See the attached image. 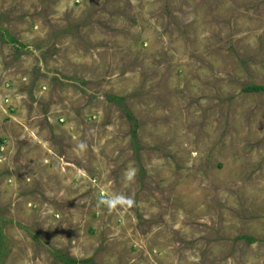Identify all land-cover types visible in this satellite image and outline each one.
Returning a JSON list of instances; mask_svg holds the SVG:
<instances>
[{
	"label": "rangeland",
	"instance_id": "374dc122",
	"mask_svg": "<svg viewBox=\"0 0 264 264\" xmlns=\"http://www.w3.org/2000/svg\"><path fill=\"white\" fill-rule=\"evenodd\" d=\"M250 84L264 0H0V264H264Z\"/></svg>",
	"mask_w": 264,
	"mask_h": 264
},
{
	"label": "clouds",
	"instance_id": "9594fccd",
	"mask_svg": "<svg viewBox=\"0 0 264 264\" xmlns=\"http://www.w3.org/2000/svg\"><path fill=\"white\" fill-rule=\"evenodd\" d=\"M78 147L81 151H86L87 144L84 142H81L78 145ZM134 176H135L134 171H129L125 173V177L130 183L133 181ZM97 203H98V206L100 205L105 206L108 212L111 213V212H115L123 208L131 209L135 205V197H134V193H130L128 195L117 194L111 197L101 195Z\"/></svg>",
	"mask_w": 264,
	"mask_h": 264
},
{
	"label": "trees",
	"instance_id": "16d2710c",
	"mask_svg": "<svg viewBox=\"0 0 264 264\" xmlns=\"http://www.w3.org/2000/svg\"><path fill=\"white\" fill-rule=\"evenodd\" d=\"M1 36L3 38H5V40L8 42V41H11V42H18V39L15 38L14 36H11L9 31L5 30L1 33ZM246 91H264V84H250V86H246ZM108 98H110V100L112 101H119L122 99V97H119V96H115V95H110L108 96ZM133 133L136 134V128L133 130ZM249 241H252L253 238L251 237H248V236H245ZM1 243L4 244V241H3V237H1ZM0 256H4V252H2V248L0 249ZM60 254V258L63 259L65 261V263L67 264H74L76 262H78L77 259H74L72 257H69L67 254L65 253H59Z\"/></svg>",
	"mask_w": 264,
	"mask_h": 264
}]
</instances>
